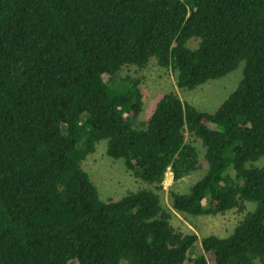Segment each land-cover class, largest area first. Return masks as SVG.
<instances>
[{
  "label": "trees",
  "instance_id": "1",
  "mask_svg": "<svg viewBox=\"0 0 264 264\" xmlns=\"http://www.w3.org/2000/svg\"><path fill=\"white\" fill-rule=\"evenodd\" d=\"M191 44H194L191 46ZM181 90L239 69L206 112L175 93L146 123L142 70ZM103 75L109 78L103 80ZM142 183L101 200L83 168L100 142ZM170 207L242 212L225 237L171 224ZM264 264V0H0V264Z\"/></svg>",
  "mask_w": 264,
  "mask_h": 264
},
{
  "label": "rangeland",
  "instance_id": "2",
  "mask_svg": "<svg viewBox=\"0 0 264 264\" xmlns=\"http://www.w3.org/2000/svg\"><path fill=\"white\" fill-rule=\"evenodd\" d=\"M193 45L191 44V46ZM127 73L133 78H141L140 90L143 96V110L135 120V126H138L140 123H146L158 99L170 92L175 93L182 102L188 103L198 110L206 112L216 110L217 106L237 84L241 76V65L239 69L232 73L222 78L211 80L196 90L191 91L177 88L174 73L161 69L154 63L148 64L142 70L130 68ZM102 78L104 81H107L109 77L103 75ZM202 155L203 152L200 153L201 168L178 180V182L173 183L172 174L167 170L163 180V190L160 191L162 203L172 216L171 224L183 234L194 233L197 236V241L192 251L195 254L202 253L200 245L202 238L209 235L218 237L229 235L244 214L253 208L251 204L247 203L246 209L242 212L231 210L224 214L189 216L176 212L170 207L168 198L169 189L184 193L205 173L206 166ZM82 165L93 184L97 187L101 200L112 199L116 201L126 193L134 192L143 186L140 181L126 170L123 160H115L105 154L104 141L96 145L95 151L85 158ZM204 255L209 264L214 263V257L211 253H204Z\"/></svg>",
  "mask_w": 264,
  "mask_h": 264
},
{
  "label": "clouds",
  "instance_id": "3",
  "mask_svg": "<svg viewBox=\"0 0 264 264\" xmlns=\"http://www.w3.org/2000/svg\"><path fill=\"white\" fill-rule=\"evenodd\" d=\"M170 171V170H169ZM171 172V171H170Z\"/></svg>",
  "mask_w": 264,
  "mask_h": 264
}]
</instances>
